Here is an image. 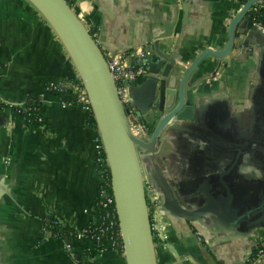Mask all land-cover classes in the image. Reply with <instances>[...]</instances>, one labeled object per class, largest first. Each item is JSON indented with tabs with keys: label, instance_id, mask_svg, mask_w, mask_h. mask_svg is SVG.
I'll return each instance as SVG.
<instances>
[{
	"label": "crops",
	"instance_id": "crops-1",
	"mask_svg": "<svg viewBox=\"0 0 264 264\" xmlns=\"http://www.w3.org/2000/svg\"><path fill=\"white\" fill-rule=\"evenodd\" d=\"M78 3L103 53L140 47L151 54L157 45L174 61L173 90L163 81L154 91L147 76L134 84L129 116L136 124H148L151 134L178 110L181 95L191 108V120L173 115L161 129L165 154L151 167L141 162L160 207L152 214L161 229L152 235V264H264V255L248 260L264 232V41L242 34L245 3L189 0L187 15L178 4L175 18L161 0ZM76 71L29 0H0V99L23 104L31 93L44 117L30 126L0 110V264H126L123 251L104 247L88 256L86 246H97L64 236L96 216L97 130L82 107H62L41 82ZM168 187L191 198L190 208L206 205V216L191 223L164 214Z\"/></svg>",
	"mask_w": 264,
	"mask_h": 264
},
{
	"label": "water",
	"instance_id": "water-1",
	"mask_svg": "<svg viewBox=\"0 0 264 264\" xmlns=\"http://www.w3.org/2000/svg\"><path fill=\"white\" fill-rule=\"evenodd\" d=\"M29 1L48 19L64 41L90 95L109 164L111 191L126 264H152V232L141 162L151 167L157 155L165 154L168 147L165 141H159L161 129L173 115L184 119L189 117L188 119L191 120L189 101L186 100L184 103L181 95L178 110L164 117L151 132L149 139L136 138L131 133L128 122L133 119L120 102L104 53L83 21L79 19L66 0ZM161 2L169 8L174 18L178 14V4L184 16L187 15L189 0H161ZM250 3V1L245 3L242 14H246V8ZM164 29L171 31L172 22L165 23ZM241 32L249 39L257 37L258 40L264 41V33L249 18L244 21ZM245 40L248 38L246 37ZM157 47L155 45V52L147 55L149 71L147 78L153 82L154 91L157 82L162 88L163 81L164 85L170 88L169 90H173L178 78V75L174 73V61L164 58ZM165 59L168 62L166 64ZM192 87L194 86L190 87V91ZM133 88L134 85L130 87V94ZM153 97L152 91L148 97V105ZM184 108L186 110H183ZM132 123L136 124V121L133 120ZM149 184L152 185L151 182ZM163 195L161 210L164 214L191 223L199 221L207 214L206 205L190 208L188 206L191 198L176 197L170 187Z\"/></svg>",
	"mask_w": 264,
	"mask_h": 264
},
{
	"label": "built area",
	"instance_id": "built-area-1",
	"mask_svg": "<svg viewBox=\"0 0 264 264\" xmlns=\"http://www.w3.org/2000/svg\"><path fill=\"white\" fill-rule=\"evenodd\" d=\"M66 1L70 2L68 4L74 11L78 8L79 11L77 10L75 13L79 19L83 21L84 15L78 0ZM247 1L251 2L246 8L247 11H256L262 8V3L260 2L261 0H246V2ZM253 23L264 33V22L253 21ZM91 35L95 40V33L91 32ZM147 55V51L140 47L131 51L104 53L107 66L116 85L120 102L123 108L128 110L129 113H132L130 87L141 78L149 75ZM43 89L47 94L55 93V96L59 98L62 107H70L72 105L82 107L89 117V123L97 130V134L94 137L95 150L93 159L95 170L99 175V184L95 201V206L97 208L96 216L94 221H91L82 227L69 230L64 234V236L70 239H77L78 241L84 243L90 242L97 247L106 244L105 247L123 251L114 197L111 191L109 164L106 158L103 140L97 125L92 101L82 77L80 73L76 71L68 77L46 81ZM41 119V117L37 118L38 121ZM132 130H135L138 133L136 137L142 140H147L148 135H150L147 127L143 124L132 125L130 128L131 133ZM144 187L146 191V201L149 211L151 230L153 229L151 231L152 235L156 232L158 236H161V229L157 226L156 218L152 216V214L157 212L156 209L160 208L158 205V195H156L154 187L149 183H145ZM64 246L67 251L71 250V244L69 242H66ZM90 249L91 247L86 246V251H89ZM262 255H264V232L259 239V244L254 257L251 259L248 257V260L250 261L256 259Z\"/></svg>",
	"mask_w": 264,
	"mask_h": 264
},
{
	"label": "trees",
	"instance_id": "trees-1",
	"mask_svg": "<svg viewBox=\"0 0 264 264\" xmlns=\"http://www.w3.org/2000/svg\"><path fill=\"white\" fill-rule=\"evenodd\" d=\"M238 1H240L241 3L246 2V0H238ZM68 3L70 2L68 1ZM246 17L253 20L254 22H264V3H262V8H260L259 10L247 11ZM41 83L43 84V87L46 84V82H41ZM49 95L55 96V93H49ZM42 107H43L42 103L38 99H36L31 93L26 94L25 102L23 104H12L0 100V110L8 109L9 111L13 112L15 117L19 118L24 123L30 126H38L44 122ZM38 117H41L42 119L38 121L37 120ZM143 124L147 127L149 131L151 127H149L148 124L144 122ZM96 212H97V208H96ZM105 245L106 244H103L94 249H90L89 251H86V254L88 256H93L94 254H96L97 250L104 248Z\"/></svg>",
	"mask_w": 264,
	"mask_h": 264
},
{
	"label": "bare ground",
	"instance_id": "bare-ground-1",
	"mask_svg": "<svg viewBox=\"0 0 264 264\" xmlns=\"http://www.w3.org/2000/svg\"><path fill=\"white\" fill-rule=\"evenodd\" d=\"M133 135L136 137L138 133L135 130H132Z\"/></svg>",
	"mask_w": 264,
	"mask_h": 264
},
{
	"label": "rangeland",
	"instance_id": "rangeland-1",
	"mask_svg": "<svg viewBox=\"0 0 264 264\" xmlns=\"http://www.w3.org/2000/svg\"><path fill=\"white\" fill-rule=\"evenodd\" d=\"M137 138V137H136ZM138 149V148H137Z\"/></svg>",
	"mask_w": 264,
	"mask_h": 264
}]
</instances>
